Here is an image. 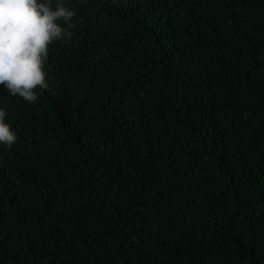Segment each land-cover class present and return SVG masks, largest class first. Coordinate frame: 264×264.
I'll return each mask as SVG.
<instances>
[{
	"label": "trees",
	"instance_id": "16d2710c",
	"mask_svg": "<svg viewBox=\"0 0 264 264\" xmlns=\"http://www.w3.org/2000/svg\"><path fill=\"white\" fill-rule=\"evenodd\" d=\"M51 3L48 89L0 85V264H264V0Z\"/></svg>",
	"mask_w": 264,
	"mask_h": 264
},
{
	"label": "clouds",
	"instance_id": "9594fccd",
	"mask_svg": "<svg viewBox=\"0 0 264 264\" xmlns=\"http://www.w3.org/2000/svg\"><path fill=\"white\" fill-rule=\"evenodd\" d=\"M75 10L62 3L52 10L51 0H0V85L25 102L38 99L34 89L47 90L45 66L48 47L54 41L71 39L79 23ZM61 21L63 27L57 23ZM0 109V144L11 148L17 137L4 122Z\"/></svg>",
	"mask_w": 264,
	"mask_h": 264
}]
</instances>
